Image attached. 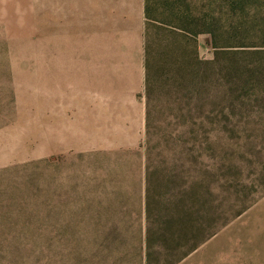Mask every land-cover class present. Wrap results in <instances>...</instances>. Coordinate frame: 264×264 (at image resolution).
I'll return each instance as SVG.
<instances>
[{"label":"rangeland","instance_id":"obj_1","mask_svg":"<svg viewBox=\"0 0 264 264\" xmlns=\"http://www.w3.org/2000/svg\"><path fill=\"white\" fill-rule=\"evenodd\" d=\"M154 2L161 22L185 9L207 21L196 46L212 64L197 70L191 53L186 82L181 30L156 28L148 105L146 89L102 99L104 37L84 0H0L3 222L80 230L85 211L114 208L116 186L139 206L149 110L170 167L197 140L211 167L216 234L180 264H264V0Z\"/></svg>","mask_w":264,"mask_h":264},{"label":"trees","instance_id":"obj_2","mask_svg":"<svg viewBox=\"0 0 264 264\" xmlns=\"http://www.w3.org/2000/svg\"><path fill=\"white\" fill-rule=\"evenodd\" d=\"M155 6L154 0L145 1L148 105L152 78L158 70L156 28L166 32L164 24H171L181 30L185 46L180 60L186 82L191 53L197 70L205 71L212 64L198 56L196 46V37L206 32L201 26L207 21L185 9L175 19L177 24L161 22L153 17ZM192 44L194 48L189 53ZM152 121L148 110L139 206L134 203L128 207L116 186L117 191L111 194L116 203L114 208L97 207L88 215L85 211L84 223L76 226L80 230L58 223L9 225L3 222L6 215L0 213V264H180L209 241L216 234L214 187L203 143L186 141L178 163L170 167L166 151L154 145L157 133Z\"/></svg>","mask_w":264,"mask_h":264},{"label":"crops","instance_id":"obj_3","mask_svg":"<svg viewBox=\"0 0 264 264\" xmlns=\"http://www.w3.org/2000/svg\"><path fill=\"white\" fill-rule=\"evenodd\" d=\"M145 1L84 0V19L97 21L104 37V59L95 65L104 84L102 99L137 100L145 95Z\"/></svg>","mask_w":264,"mask_h":264}]
</instances>
